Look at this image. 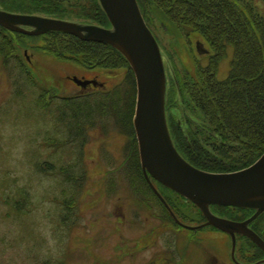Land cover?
Returning a JSON list of instances; mask_svg holds the SVG:
<instances>
[{
	"label": "trees",
	"instance_id": "trees-1",
	"mask_svg": "<svg viewBox=\"0 0 264 264\" xmlns=\"http://www.w3.org/2000/svg\"><path fill=\"white\" fill-rule=\"evenodd\" d=\"M136 1L147 26L148 14L151 16L153 11H158L159 16L171 19L185 36L200 35L213 54L207 64H198L194 75L185 72L178 76V81L168 90V98L166 96L173 124L171 136L180 156L194 168L210 173L236 172L253 164L264 153V12L257 11L254 0ZM0 8L101 28L110 26L98 0H0ZM161 23L164 24L162 19ZM30 37L0 27V60L14 97L37 95L41 99L37 101L35 97L34 108L54 119L51 129L43 132L40 144L53 150L65 145H77L81 149L91 132L101 136L119 134L125 139L121 177L117 179L112 177L113 172L109 173L107 193L114 189V184L126 182L129 193L147 207L148 217L159 219L161 225L172 227L177 233L182 227L174 222L153 192L140 166L133 129L136 84L125 59L102 43L82 41L60 32L38 36L43 51L86 70L125 69L120 81L111 87H90L62 96L39 85L25 66V57L20 50L30 47L25 41ZM227 47L232 50L229 71L226 78L219 80L216 76L218 63ZM80 153L78 160H81ZM34 161L31 167L35 175L55 176L65 184L62 197L56 200L64 211H71L73 195L68 199L65 195L69 191L77 195L84 189L85 173L78 169L76 177L72 175L70 165L57 166L46 160L39 162L38 158ZM161 189L171 192L165 188L157 189L167 202ZM154 206L161 213L152 209ZM216 209L230 213L233 218L235 214L231 210L243 215L249 212L212 207L220 216L223 213ZM256 252L260 254L259 250Z\"/></svg>",
	"mask_w": 264,
	"mask_h": 264
},
{
	"label": "rangeland",
	"instance_id": "rangeland-1",
	"mask_svg": "<svg viewBox=\"0 0 264 264\" xmlns=\"http://www.w3.org/2000/svg\"><path fill=\"white\" fill-rule=\"evenodd\" d=\"M254 5L257 11L264 12L263 1L254 0ZM159 13L153 11L151 16L149 13L147 23L160 48L168 98V90L173 82L178 81V76L185 72L194 75L198 64L206 63L207 58L195 49L196 43H202L206 49L207 45L196 33L185 36L171 19L159 16ZM39 38L36 36L25 40L31 48L25 49L29 62L26 64L24 58L23 61L34 80L54 94L69 96L79 92L70 76L90 78L93 74L72 61L46 53L41 48ZM20 52L24 55L23 49ZM231 57L232 50L227 47L218 63L216 76L219 80L227 77ZM124 72L125 69L100 70L97 71V79L105 87H111L120 81ZM22 83L25 85V82ZM26 96L20 99L16 95L14 97L0 60V264H158L157 261L163 256L153 239H148V234H174L176 231L161 225L159 219L148 217L147 207L129 193L126 182L114 184V189L107 193L109 173L113 172L112 177L117 179L121 177L125 139L116 133L101 136L98 132H91L81 149L77 145H65L57 150L45 147L40 144L43 132L51 129L54 119L34 108L35 97L37 101L41 98L32 94ZM171 130L173 124L170 125ZM79 153L81 160L77 159ZM36 158L39 162L46 160L57 166L70 165L73 168L71 173L76 177L78 169L85 173L84 189L77 195L71 194V191L65 195L66 199L73 195L71 211H64L56 200L62 197L61 190L65 189V184H61L55 176L42 177L33 173L31 163ZM151 182L158 190L161 188L156 182ZM161 190L177 213L179 222L194 226L203 221L194 205L174 193ZM152 209L161 213L156 206ZM215 211L232 217L230 213ZM231 211L235 218L243 216L241 212ZM255 226L264 237V215L256 220ZM218 232L213 228L196 233L178 228L176 234ZM151 243L152 247L143 249ZM238 244L244 245V250L254 251L242 238ZM212 252L210 248L208 253ZM185 255L190 256V249L186 250ZM204 255L199 250L194 263H202ZM239 256L238 251L240 260ZM256 256L262 259V254ZM225 260V257L220 258V262ZM253 260L255 258L245 257L241 261L251 263ZM161 261L171 264L166 260ZM188 262L192 263L191 259Z\"/></svg>",
	"mask_w": 264,
	"mask_h": 264
},
{
	"label": "water",
	"instance_id": "water-1",
	"mask_svg": "<svg viewBox=\"0 0 264 264\" xmlns=\"http://www.w3.org/2000/svg\"><path fill=\"white\" fill-rule=\"evenodd\" d=\"M98 2L110 28L2 10L0 27L26 36L60 32L118 51L135 78L133 129L140 166L153 192L158 195L149 177L196 206L206 219L205 226H213L232 237L240 233L264 253V241L248 229V221L235 223L218 218L210 211L211 206L251 209L255 215L249 221L264 212V153L247 168L231 173L205 172L186 162L176 151L166 123V77L160 49L136 0ZM73 81L82 88L96 86L94 81Z\"/></svg>",
	"mask_w": 264,
	"mask_h": 264
},
{
	"label": "flooded vegetation",
	"instance_id": "flooded-vegetation-1",
	"mask_svg": "<svg viewBox=\"0 0 264 264\" xmlns=\"http://www.w3.org/2000/svg\"><path fill=\"white\" fill-rule=\"evenodd\" d=\"M202 44V43H201ZM200 43H196L195 49L199 54L204 55V57L207 58L206 64L209 62V60L212 57V52L210 48L207 49L203 48ZM206 44V43H205ZM27 62H29V58L27 59ZM87 73L93 74L92 77L86 78L79 77L78 79H84L88 81H99L97 73L93 70H86ZM100 71V70H95ZM71 78H74L73 76H70ZM72 80V79H71ZM102 83V82H101ZM99 84V82H98ZM97 84V85H98ZM92 88V85L86 86L85 89ZM79 90H82L80 87H78ZM171 112L168 110L167 117L170 119ZM177 125V131H178V120L176 121ZM251 217V213L248 212L246 215H243L241 218H227L228 220L242 223L246 220H248ZM257 220V219H256ZM254 221L248 220V228L256 235H258L261 239H264L262 233L256 229V226L254 227ZM209 229H212L211 227ZM214 229V228H213ZM216 230V229H214ZM199 230L195 231L194 233L198 232ZM202 231V230H200ZM219 234H148V239H153V243H155L157 246L160 247V251L162 253V259H159L157 261L158 264H163L161 260H166L170 262L171 264H195L194 261L196 258V255L199 254V250H201L202 253H204V261L200 264H264V253L263 251L257 247L253 242H251L248 238L243 236L240 233H235L232 237L231 234H227L224 232H218ZM242 238V240L249 243L254 251L251 250H244V245L238 244V241ZM234 240V245L232 244V241ZM224 241V242H223ZM152 243L149 246H145L143 249H148L151 246ZM210 248L213 250L212 253H208L210 251ZM255 248V249H254ZM187 249H190V256L185 255V252ZM256 250H259V253L262 254V259L260 260L257 258V252ZM226 251L228 254H226ZM238 251L240 253L241 259H238ZM196 254V255H195ZM209 255V256H208ZM255 257V260L251 263H243L241 260H243L245 257ZM225 257L226 262H220V258ZM237 258V259H236ZM189 259H191V262H188ZM155 261V260H154ZM156 262V261H155ZM198 262V260H197ZM147 264H153V262L147 263Z\"/></svg>",
	"mask_w": 264,
	"mask_h": 264
}]
</instances>
